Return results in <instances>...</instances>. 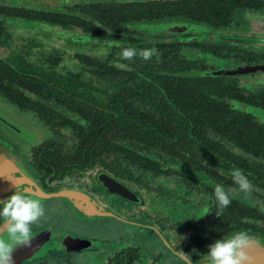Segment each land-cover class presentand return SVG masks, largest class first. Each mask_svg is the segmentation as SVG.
<instances>
[{
  "label": "flooded vegetation",
  "instance_id": "obj_1",
  "mask_svg": "<svg viewBox=\"0 0 264 264\" xmlns=\"http://www.w3.org/2000/svg\"><path fill=\"white\" fill-rule=\"evenodd\" d=\"M249 7L264 9V0H0V37L4 40L0 44V58L17 52L34 64H50L58 73H71L80 82L99 87L104 81L90 71L92 66L99 67L101 62L129 68L131 61L122 59V49L132 46L139 52L155 48L160 54L158 60L154 56L144 61L137 55L132 61H142L149 74H161L164 82L187 80L192 84L227 86L228 91L223 95L211 93L207 98L193 97V104L198 106L200 99L207 100L210 108L202 110L201 114L211 117L234 114L244 118L254 130L264 131V49L238 46L222 39L231 34L229 31H238L247 25L246 12L251 10L244 8ZM9 22L43 26L56 32L65 30V34L53 40L34 34L16 47ZM252 66L255 69L245 70ZM156 79L152 75L146 77L148 83H156ZM29 97L39 98L32 94ZM0 99L8 103L1 96ZM9 106L22 113L29 125H2L3 129L17 130L14 141H6L10 150L3 153L16 159L20 170L43 191L52 193L63 188L81 191L98 206H107L118 213L138 204L103 186L99 182L102 171L139 197L141 190L158 195L157 208L149 207L154 215L140 211L144 215L141 217L133 210L131 216L135 220L132 221L120 215L116 218L78 216L60 195L40 199L45 215L33 230L48 228L87 240L92 237L91 230H99L100 220L135 227L132 235L123 237L124 228L115 226L117 233L111 238L115 249L110 252L73 251L75 256L101 259L100 264H106L113 258H125L133 249L137 254L133 264H137L143 256L141 249L123 240H145L152 236L174 257L172 264H187L207 253L214 241L239 231L264 240V168L260 165L264 158L256 156V150L237 147L230 141L216 142L231 155L226 159L229 168L224 174L204 161L196 169L163 159L164 173L136 180L135 173L125 178L111 167L100 166L99 162L78 166L77 162H72L76 143L69 127L57 121L48 124L30 109L11 103ZM64 114L79 121L70 111ZM207 131L213 132L210 128ZM232 155L249 163L244 174L257 180L250 179L254 189L250 196L239 193L233 181L231 174L237 168L231 166ZM212 173L222 177L218 180ZM152 181H156V190L149 186ZM168 182L171 184L166 185ZM217 185L232 191L231 203L223 210L214 197ZM2 207L0 204V209ZM152 217H156L153 220L156 226L150 224ZM59 254L65 252L55 250L45 256Z\"/></svg>",
  "mask_w": 264,
  "mask_h": 264
},
{
  "label": "trees",
  "instance_id": "obj_2",
  "mask_svg": "<svg viewBox=\"0 0 264 264\" xmlns=\"http://www.w3.org/2000/svg\"><path fill=\"white\" fill-rule=\"evenodd\" d=\"M129 65L120 68L99 62V67L92 66L90 71L104 81L97 87L80 82L71 73H58L50 64L37 65L23 54L12 52L0 58V96L9 104L34 111L48 124L57 121L55 125L69 127L76 143L72 162L78 166L99 162L125 178L134 173L136 180L160 176L164 173L163 159L196 169L204 161L224 174L229 168L226 159L231 155L216 143L221 141L256 150L255 155L264 158L263 130H254L244 118L234 114H201L210 108L207 100L200 99L198 106L193 104L198 96L223 95L227 86L192 84L187 80L164 82L161 74H149L140 60ZM148 75L157 78L156 83H148ZM31 94L39 98L29 97ZM64 111L74 113L79 121L68 118ZM208 128L213 132L208 133ZM232 156L231 166L244 173L249 163ZM260 165L264 168V163ZM212 175L218 180L222 177ZM248 178L257 182L254 176ZM135 251L131 249L125 258H113L106 264H133Z\"/></svg>",
  "mask_w": 264,
  "mask_h": 264
},
{
  "label": "water",
  "instance_id": "obj_3",
  "mask_svg": "<svg viewBox=\"0 0 264 264\" xmlns=\"http://www.w3.org/2000/svg\"><path fill=\"white\" fill-rule=\"evenodd\" d=\"M245 20L247 25L238 31H229L222 39L237 45L256 47L264 49V11H247ZM255 69L254 66L247 67L245 70ZM16 114V113H15ZM19 125L17 121L7 118L0 111V126ZM10 130V129H8ZM13 130V131H12ZM17 130L11 129L12 134L4 137L0 130V200L6 199L14 191L13 185L18 189H23L33 198L45 199L53 195H60L70 205L74 213L78 216L93 217L106 216L116 218L117 215L107 206L94 202L89 196L81 191L73 189H60L57 192L48 193L43 191L27 174L20 170L16 159L3 153L6 149L10 150L7 140L16 138ZM99 182L111 192H116L120 196L133 202L140 203V197L125 185L115 180L104 172H99ZM34 239L30 247H19L13 253L14 264L22 260H33L45 254L46 251L58 249L60 251L79 250L93 247L95 243L85 239H79L67 232H53L48 228L32 231ZM253 240L254 247L250 249L252 261L250 264H264V240H260L255 235H249ZM202 257L196 260L187 261V264H202Z\"/></svg>",
  "mask_w": 264,
  "mask_h": 264
},
{
  "label": "clouds",
  "instance_id": "obj_4",
  "mask_svg": "<svg viewBox=\"0 0 264 264\" xmlns=\"http://www.w3.org/2000/svg\"><path fill=\"white\" fill-rule=\"evenodd\" d=\"M137 55L142 60L149 61L154 56L158 60L160 54L155 48L137 52L132 46L122 49L121 52L122 59L128 61L134 60ZM231 175L234 183L238 185L239 193L250 196L254 189L248 176L240 169H235ZM13 188L12 194L0 201V204H3L0 209V264H14L15 250L19 247L31 246L34 239L32 226L39 224L45 215V208L40 199L33 198L14 185ZM231 195L232 191L224 190L221 185H217L214 189V197L221 210L230 205ZM254 246L251 237L246 232L239 231L210 244L209 251L202 255L201 262L202 264H250L253 259L250 249Z\"/></svg>",
  "mask_w": 264,
  "mask_h": 264
},
{
  "label": "rangeland",
  "instance_id": "obj_5",
  "mask_svg": "<svg viewBox=\"0 0 264 264\" xmlns=\"http://www.w3.org/2000/svg\"><path fill=\"white\" fill-rule=\"evenodd\" d=\"M8 27L12 29L13 32V45L18 47L24 40V38L28 36H33L34 34H40L44 36L45 39L47 40H53L54 38H58L57 36L64 37L65 30L56 32L52 28H47L43 26H26L25 24H20L18 22H9ZM0 111L5 115V117H11V120L17 121L18 124L27 127L29 124L27 120L25 119L24 115L20 113L19 111H16L15 108L9 106L6 102L0 99ZM16 113V114H15ZM0 130L3 132V136H9L7 134H12L11 130L8 129H3L2 126H0ZM13 135H11V139L8 141H14ZM16 141V140H15ZM171 183H167L166 185H170ZM150 188H153V190H156V181H152V183L149 184ZM140 198L141 202L138 203L137 205H134V207H130L126 210H122L120 213L114 212L113 209H111L112 212H114L117 216H121L122 219L129 220H135L131 215L132 211H137L139 212V215L141 217H144V215L141 212H148L149 214L154 215V212L152 211L151 208H157L158 206V195L156 192H147L144 190L140 191ZM151 210V211H150ZM151 215V216H152ZM125 217V218H124ZM156 217H152L150 222L151 225L156 226V223H153ZM144 219V218H143ZM154 220V221H153ZM36 225L32 226V231ZM120 227L124 228L123 232L121 233L123 237H126L127 235H132L134 232L135 227L126 225V226H121L120 224L118 225H113V223H108L107 221H102L100 220L99 222V230L97 231H90V229H87V232H91L90 235L92 236L91 239H87L88 241H93L95 245L93 247H88L84 249H79V250H72V251H62L65 252V254H59L58 256L54 255H46L48 252H53L55 250L60 251L58 249H53L50 251H46L45 254L41 255L40 257H36L35 260H22L16 264H100L101 259L99 260H93L89 258H84V256H75L76 254L72 253L74 252H90V251H99V254H105L106 252H110L115 249V246L112 245L114 244V240H111L113 236L117 233V228ZM53 232V229H50ZM63 232V231H61ZM115 238V237H114ZM109 239V240H107ZM134 239V238H133ZM86 240V239H85ZM112 242H111V241ZM124 243H133L135 245H138L139 248L141 249L142 252V257L141 260L137 264H172L174 262V257L170 255V252L163 250L161 246H159V243L156 240L152 239V236H148L147 239L145 240H123ZM117 244L119 241L116 242ZM112 245V247H110ZM110 247V248H109ZM161 253V256L157 257V252ZM156 252V253H155ZM44 256V257H43ZM100 256V255H99Z\"/></svg>",
  "mask_w": 264,
  "mask_h": 264
}]
</instances>
